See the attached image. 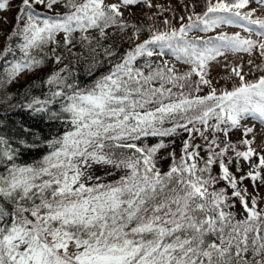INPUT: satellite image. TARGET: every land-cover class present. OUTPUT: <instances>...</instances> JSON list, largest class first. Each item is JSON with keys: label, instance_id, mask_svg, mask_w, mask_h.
<instances>
[{"label": "snow or ice", "instance_id": "6c2138e0", "mask_svg": "<svg viewBox=\"0 0 264 264\" xmlns=\"http://www.w3.org/2000/svg\"><path fill=\"white\" fill-rule=\"evenodd\" d=\"M136 6L158 9L153 22H131ZM195 6L177 17L153 0H21L0 49V87L46 62L63 66L43 81L44 98L25 92L12 105L28 123L6 135L0 116V264H264V148L253 146L256 125L264 132V74L247 80L242 64L226 65L224 79L237 81L229 90L210 70L227 53L264 58V0ZM81 63L94 77L86 85L72 69ZM181 133L179 159L172 148L162 172L157 154Z\"/></svg>", "mask_w": 264, "mask_h": 264}, {"label": "trees", "instance_id": "16d2710c", "mask_svg": "<svg viewBox=\"0 0 264 264\" xmlns=\"http://www.w3.org/2000/svg\"><path fill=\"white\" fill-rule=\"evenodd\" d=\"M108 0H106L107 2ZM154 3H159L164 6H171L174 11L175 15L181 16V15H187L188 11L184 9V4H188L191 6L195 4V11L196 12H201L203 9V0H153ZM21 3V0H10V7L8 10H5L8 12L11 17L10 19H4L7 21L5 23V28H2L0 30V49L4 47V35L12 29L14 23H15V16L17 14V8L18 5ZM108 3V2H107ZM57 11L62 12V8H57ZM158 11V9H148L143 6H136L131 9V12L133 15H129V13H125V16L131 21V22H144V23H152L153 21L147 20L148 16H152L153 12ZM165 15L171 17L173 15L172 12L165 13ZM153 19H156L155 17ZM175 23V21H174ZM238 30H234L233 28L228 26H224L222 29H217V31H226L228 33H233L240 31L239 28ZM92 35H95V33H91ZM216 33H208L207 35H215ZM243 34V33H242ZM192 35H205L203 33H193ZM145 38V36H141V39ZM117 43L121 44V51L129 47L128 43H123L121 41H117ZM79 50V49H77ZM167 59L171 60V57H166ZM9 60H11V57H8ZM251 59L254 60L255 64H264V58H260L258 56L251 57ZM218 62H223L221 68L219 70H215V64L217 62H212L210 65V70H211V78L213 79V85L217 89H222V88H228L229 90L233 86L234 83H236V80H226L224 77L228 74V69L225 67L226 65H236V64H242L243 65V72L244 73H249L246 76L247 80H253L256 79L259 75H262L264 73H261L260 71L256 70L254 67L252 68L250 72V66L248 65V61L244 60H233V61H224L221 60V57L218 58ZM65 63H68L66 60ZM63 65L57 66L52 64L51 62H46L45 65L43 66V70H37L34 73L33 72H27L25 73V78H23V75L18 79V81L13 82L12 84H7L2 87H0V116L7 117L5 123H7V128L4 129V133L6 135L9 134L8 130L12 129L13 132L15 131V128L19 126L20 123H28L30 120L29 114L27 111L20 110V109H13L12 105H16L21 102H25V96L24 93L28 92L29 96L27 99H30L32 96H37L44 98V95L48 92V87L44 85L43 81L47 79V76L51 74L52 71H54L57 67H62ZM177 68L180 70H184L187 66L178 64L177 63ZM109 68V65L107 63L104 64V66L96 73V76L100 74V72H106ZM73 71L76 73V79L77 82L80 84H89L91 83V80L94 79V77H89L85 74V65L83 63L81 64H73L72 65ZM208 89L205 88L204 92L200 93V95H203L207 93ZM6 97H10V99H3ZM250 121V120H249ZM248 126H252L251 122L248 123ZM45 132L48 131L47 128L44 129ZM187 138L186 133H181L179 136L176 137H170V138H165L166 142L170 140H175V144L172 145L167 150H161L157 154V167L161 169V171H167L168 167L171 163L170 158H168V152L172 150V148H175L177 159H179V156L181 154V144L184 139ZM241 138V132L238 130H234L232 133H230V139L235 142ZM157 138H149L147 143L149 144H154L156 143ZM257 140V138H256ZM194 143L196 144H201L203 145L205 142L197 135ZM255 145V144H254ZM253 145V146H254ZM241 150H243L241 148ZM260 150V149H259ZM258 150V151H259ZM205 152L201 150V156H204ZM41 156V153H35L32 155L26 154L21 162H27V163H32L33 161L39 159ZM255 159V158H254ZM243 163V162H242ZM201 166L203 165V161H200ZM233 171H235V166L232 168ZM243 170L244 172L248 171V166L246 163L243 164ZM102 169H96L97 175H103ZM219 173V168L218 166H213V171L212 175H217ZM242 173H237V175H241ZM120 173H117L115 176L111 177H106L108 180L112 179H117L119 177ZM245 185L248 187V191L254 192L253 186L249 181H245ZM216 187H224V183L221 182L220 184L216 185ZM231 190H229L230 194ZM258 194L261 197H264V186L259 187L258 189ZM261 207H264V200H261L260 203ZM236 211H239V204L237 203L236 205Z\"/></svg>", "mask_w": 264, "mask_h": 264}, {"label": "rangeland", "instance_id": "374dc122", "mask_svg": "<svg viewBox=\"0 0 264 264\" xmlns=\"http://www.w3.org/2000/svg\"><path fill=\"white\" fill-rule=\"evenodd\" d=\"M108 3H114V2H117V0H108L107 1ZM255 6V5H253ZM11 15L6 12L5 10H0V30L2 28H5V23H4V19L3 18H6V19H10ZM233 27H231L232 29ZM234 30H238L237 28H233ZM256 37H253V39H255ZM255 57V56H253ZM244 60V61H248L249 59H251V57H249L247 54H244V53H237V54H232V53H227L225 56H222L221 57V60H224V61H233V60ZM223 62H217L215 64V70H219L222 66ZM23 78H25V74H23ZM250 120V121H249ZM247 121V124L251 122V124H253V121L251 119H249ZM256 130H257V140H256V143L254 145V147L257 148V150L261 149V148H264V132H262L260 130V125L257 124L256 125Z\"/></svg>", "mask_w": 264, "mask_h": 264}]
</instances>
